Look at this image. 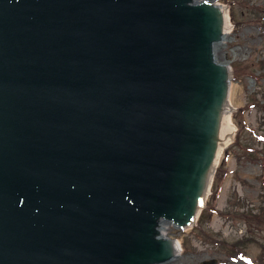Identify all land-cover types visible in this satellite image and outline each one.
Listing matches in <instances>:
<instances>
[{
  "label": "water",
  "instance_id": "water-1",
  "mask_svg": "<svg viewBox=\"0 0 264 264\" xmlns=\"http://www.w3.org/2000/svg\"><path fill=\"white\" fill-rule=\"evenodd\" d=\"M226 39L208 0H0V264L177 258L163 232L197 225L225 141Z\"/></svg>",
  "mask_w": 264,
  "mask_h": 264
},
{
  "label": "rangeland",
  "instance_id": "rangeland-1",
  "mask_svg": "<svg viewBox=\"0 0 264 264\" xmlns=\"http://www.w3.org/2000/svg\"><path fill=\"white\" fill-rule=\"evenodd\" d=\"M208 1L228 11L230 33L219 50L232 71L231 122L236 131L220 156L204 218L187 231H165L181 249L167 264H252L264 247V69L258 67L264 58V26L255 10L264 8V0ZM241 241L246 258H231L226 245Z\"/></svg>",
  "mask_w": 264,
  "mask_h": 264
},
{
  "label": "bare ground",
  "instance_id": "bare-ground-1",
  "mask_svg": "<svg viewBox=\"0 0 264 264\" xmlns=\"http://www.w3.org/2000/svg\"><path fill=\"white\" fill-rule=\"evenodd\" d=\"M228 11L225 8V20H226V30H227V34L230 33V27L228 25ZM234 111V108L230 105H227V115H226V128H225V141L220 153L221 154L225 151V149L231 145L234 141V137H235V126L232 124L231 122V114ZM196 223V222H195ZM195 223H193V227L195 226ZM170 226L166 227L163 235L165 237H167V235L165 234V231L169 228ZM181 254V249L179 247V245H177V257Z\"/></svg>",
  "mask_w": 264,
  "mask_h": 264
},
{
  "label": "trees",
  "instance_id": "trees-1",
  "mask_svg": "<svg viewBox=\"0 0 264 264\" xmlns=\"http://www.w3.org/2000/svg\"><path fill=\"white\" fill-rule=\"evenodd\" d=\"M256 12L261 16L262 20H263V26H264V8L260 7V8H256L255 9ZM258 67L260 69H264V58L258 62ZM204 212V211H203ZM204 218V215L201 214L200 218H199V222L201 221V219ZM194 230V229H193ZM178 232V231H177ZM184 242H183V246H184ZM230 248L229 250V255L231 258H239V257H244L246 258L247 254L244 251V242H239L236 243L234 245H226ZM252 264H264V247H263V252L262 254L258 257V259L256 261H252Z\"/></svg>",
  "mask_w": 264,
  "mask_h": 264
}]
</instances>
